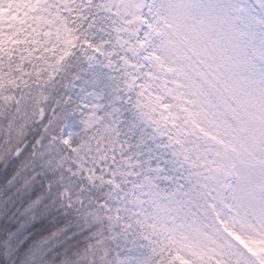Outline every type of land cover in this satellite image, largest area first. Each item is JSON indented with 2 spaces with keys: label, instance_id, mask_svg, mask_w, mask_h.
<instances>
[{
  "label": "snow or ice",
  "instance_id": "1",
  "mask_svg": "<svg viewBox=\"0 0 264 264\" xmlns=\"http://www.w3.org/2000/svg\"><path fill=\"white\" fill-rule=\"evenodd\" d=\"M0 264H264V0H0Z\"/></svg>",
  "mask_w": 264,
  "mask_h": 264
}]
</instances>
